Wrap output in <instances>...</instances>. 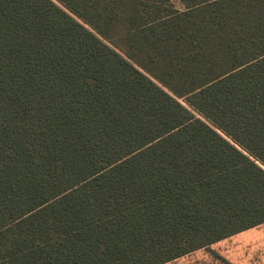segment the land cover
I'll return each mask as SVG.
<instances>
[{"label": "trees", "instance_id": "1", "mask_svg": "<svg viewBox=\"0 0 264 264\" xmlns=\"http://www.w3.org/2000/svg\"><path fill=\"white\" fill-rule=\"evenodd\" d=\"M264 224V0H0V264H166Z\"/></svg>", "mask_w": 264, "mask_h": 264}, {"label": "crops", "instance_id": "2", "mask_svg": "<svg viewBox=\"0 0 264 264\" xmlns=\"http://www.w3.org/2000/svg\"><path fill=\"white\" fill-rule=\"evenodd\" d=\"M263 226L264 224L258 227L243 231L233 237L219 241L211 245L209 248L214 249L215 247H217L218 250L221 248L222 251H221L220 257L222 260H225L229 264H243V263L250 264L254 262H261L262 260L260 261V255L261 253L264 254V229L261 228ZM230 242L232 243V250L225 251V247H230L229 246ZM233 243H238V244L234 245ZM202 250H205V249L195 251V253L202 251ZM193 254L191 253L181 258L197 259L200 257V256H194ZM177 260L178 259L174 261H177ZM172 262H169V263L171 264ZM192 262L196 264L199 261L198 262L192 261Z\"/></svg>", "mask_w": 264, "mask_h": 264}, {"label": "rangeland", "instance_id": "3", "mask_svg": "<svg viewBox=\"0 0 264 264\" xmlns=\"http://www.w3.org/2000/svg\"><path fill=\"white\" fill-rule=\"evenodd\" d=\"M262 229H264V226L261 227ZM238 244V243H233ZM230 247H225V251L232 250V243H229ZM222 249L220 248L219 250L217 249V247H215L214 249H205L199 252H193L192 254L194 256H200L197 259H187V258H180L177 261H173L171 264H194L192 261H199L196 264H229L228 262H226L225 260H222L220 257ZM226 253V252H225ZM232 257V256H231ZM262 260V261H261ZM260 261L261 262H254V263H250V264H264V254L261 253L260 255ZM166 264H170V263H166ZM243 264H248V263H243Z\"/></svg>", "mask_w": 264, "mask_h": 264}]
</instances>
